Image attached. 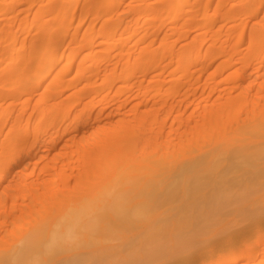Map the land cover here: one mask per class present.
Here are the masks:
<instances>
[{
	"label": "rangeland",
	"instance_id": "374dc122",
	"mask_svg": "<svg viewBox=\"0 0 264 264\" xmlns=\"http://www.w3.org/2000/svg\"><path fill=\"white\" fill-rule=\"evenodd\" d=\"M68 1L60 0L58 6L57 0H0V173L5 176L3 186L0 185V264H72L74 260L82 261L79 264H182L190 259L195 260L186 264H264L263 184L255 188L247 202L221 214L214 211L210 219L198 227L193 226L192 230L187 229L188 232L171 220V215L185 204H205L220 193L218 171L223 167L232 169L235 162L248 159L250 163L241 171L247 172L251 181L258 178V170H263L264 100L255 105L252 95L256 88L255 75L264 71V47L256 51L250 45L252 31L263 39V28L251 29L254 22L251 17L246 18L244 39L230 60L225 54L214 53L226 40L211 46L212 30L202 35V31L194 28L202 21L204 12L214 11L210 20L214 22L213 32L222 34L224 39L227 30L221 26L223 12L243 11L246 0H188V5L180 7L175 17L176 0H111L110 4L108 0H101L100 8L85 18L80 17L81 11L93 0H80L73 8L68 6ZM260 3L258 12L263 17L264 0ZM58 8L67 18L65 37L61 39L56 32L57 50L70 47L81 55L79 59L71 56L74 60L71 67L64 66L68 57L62 60V69L67 73L59 88L60 97H55L59 108L50 130L53 140L34 135L30 123L35 119L33 108L44 106L46 98L39 97L36 91L18 92L8 83L23 67L28 41L38 40L47 54L48 38L44 30L57 18ZM110 9L109 16L115 24L143 29L153 23L152 33L146 37L144 45L151 44L155 50H161L158 55L162 56L156 65L138 70L128 82L117 75L126 65L128 53L141 52L135 47V30L128 34L125 49L119 48L117 36L112 40L114 46L110 53H106L110 46L107 40L99 46L95 61L92 59L93 35L103 32V19ZM142 13L145 18H140ZM90 24L92 35L86 40ZM174 26L185 27L186 34L179 37L170 29ZM198 35L201 41L196 51L201 56L194 62L182 63L186 73L179 77L180 63L173 59L174 54H182ZM17 43L24 45L19 53L14 49ZM234 43L228 40L223 45L230 48ZM123 51L127 57L121 60ZM237 69H244L253 76L247 81L254 88L248 98L243 93L238 103L226 104L216 117L207 116L202 122H194L206 107L218 103L217 99L223 96L221 91L228 80H223L220 74ZM107 73L116 76L107 81ZM235 80L240 83L239 79ZM86 83L93 86L94 91L85 87ZM42 86L53 89L59 84L50 85L47 80ZM172 86L178 90L174 96L167 93L158 96L160 89ZM207 96L208 99L203 100ZM73 98H77V105L70 102ZM89 100L92 103L88 105ZM171 106L174 107L172 112L168 110ZM80 113L86 123L72 126L71 122ZM121 119L126 121L127 130L131 131L132 125L135 132L141 134L135 142L134 160L143 165L120 174L78 173V167L83 165L98 166L90 158L80 159L76 152L68 158L67 152L82 146L97 147L101 132L111 125L117 128ZM189 119L193 121L187 125ZM16 128L27 131V135L17 139ZM44 139L46 145L42 144ZM251 148L259 154L245 160L243 156L234 157L237 151L244 150V153ZM9 149L13 156L21 155L14 167L7 159L12 156ZM220 156L223 161L219 169L185 168L201 159L209 164L220 160ZM48 164L47 171H41ZM63 166L64 172L61 171ZM62 178L68 181L61 190L60 202L46 201L44 205L36 204L31 214L23 212V209L29 210V204L22 201L28 202L34 190L47 199L55 184L62 183ZM9 186L10 190L2 193L3 188ZM112 199L123 200V208L131 213L147 209L146 219L138 221L131 216L125 223L118 222L121 218L115 212ZM258 210L263 213L257 214ZM74 211L79 212V216L67 220ZM166 219L171 222L165 225L166 232L161 233L164 244L153 251L140 250L141 236L157 229ZM55 236L60 243L58 252H42L43 246L53 242ZM29 246H33L34 251L25 261L10 259ZM106 251L107 260L99 262L96 257Z\"/></svg>",
	"mask_w": 264,
	"mask_h": 264
},
{
	"label": "bare ground",
	"instance_id": "6f19581e",
	"mask_svg": "<svg viewBox=\"0 0 264 264\" xmlns=\"http://www.w3.org/2000/svg\"><path fill=\"white\" fill-rule=\"evenodd\" d=\"M80 0H69L68 6L73 8ZM217 1V0H215ZM60 0H57V3H59ZM111 3V0H108V4ZM102 4L101 0H93L89 5H87L82 11H81V18H85L88 13L96 11L100 8V5ZM188 5V0H176V5L173 11V17L177 15V11L180 7ZM60 6V3L58 4ZM261 3L260 0H246L243 5V11L239 12L235 9L227 10L223 12V23L222 27L226 28L227 32L224 35V39H222V34L214 33L213 32V25L214 22L210 21L212 15H214L216 12L212 11H206L204 12L202 21L197 22L194 25V28L198 29L199 31H202L200 34H205L208 31H211L212 36H210V45L214 46L217 45L218 41L223 42V40H234L235 43L230 47H226L223 44L226 42H223L221 44V48L217 51H214L217 55H223L225 54L226 59L230 60L232 59L234 53L237 50L238 45L242 42V39H244V21L246 18L251 17L253 20V26L251 29L256 30L258 27L263 28V39H259L258 36H256L257 33H254L255 31H252L250 37V45L254 46L256 51L259 50V48L262 50L264 47V16L261 17L259 14ZM60 8V7H59ZM57 9V18L53 23L49 25L47 29L44 30V34L48 38V44L46 45V52L47 54H44L42 50V44L39 43L38 40H31L28 41V44L25 46L27 48V54L23 57L24 64L22 65V69L19 71L17 76L11 78V81L8 83L12 84L16 87L18 92L22 93H32L33 91L37 92V95L39 97H45L46 103L44 106H37L34 107L35 111V119L30 122L33 127V134L34 135H43L48 136L50 139H53V134L50 131L54 121L57 117V109L59 108V104L55 102V97H60V87L62 85V81L64 79V76L66 75V70L62 69V60L66 57L69 58L68 61L64 63V66L71 67V65L74 63V60H71V56H74L76 59H79L81 54H78L74 52L73 49L70 47L65 48L63 51L58 52V48L56 46L57 40H56V32L60 34L61 39L65 37V29H66V18L63 14L62 10ZM111 12V9L108 10L104 16L103 19V32L102 33H96L93 35V41L91 44V48L93 49V56L92 59L95 61L97 54H99L100 49L99 46L104 43L105 41L109 40L110 46L107 48L106 53H110L113 48L112 40L115 39L117 36L119 37L118 45L119 48L125 49L128 45V34H130L132 31H136L134 33V38H136L135 47L141 50V52H135L132 51L128 53V57L124 54V51L122 55L120 56L121 60L125 59L126 65L123 67L117 77L121 78L123 81L128 82L130 77L138 70L142 69H151L154 65L158 63V59L162 55H158L161 50H155L151 44H145L144 41L146 37L149 36L150 33H152V26L153 23L149 24L147 27H144L143 29H140L139 27L133 28L132 25H121V23L115 24L111 21V18L109 16ZM214 13V14H213ZM189 11L186 10V15L189 16ZM140 18H145V14L142 13V16ZM64 22H63V21ZM154 21V19H152ZM152 21V22H153ZM136 27V26H135ZM171 31L175 34H177L179 37H183L184 34H186L185 27H173L170 28ZM92 25L88 27V30L86 31V40L91 38L92 35ZM138 30V31H137ZM120 31V34H118ZM151 35V34H150ZM219 37H217V36ZM201 36L198 35V38H195L194 41L189 42L186 45V48L184 52L180 55L174 54L173 59H178V62L180 65L177 67V70L179 71V77H182L186 73V69L182 68V63L185 62H194L197 59L200 58V53L197 52V46L199 45L201 41ZM66 43L68 42V39L65 38ZM68 44V43H67ZM134 47V48H135ZM24 48V45L21 43H17L15 45V51L19 53ZM135 48V49H136ZM143 51V52H142ZM208 56V55H207ZM120 61V60H119ZM135 67V68H133ZM85 72V70L83 71ZM116 74L114 73H107L106 79L109 81L113 77H115ZM256 80V88H255V94L252 95L253 100L256 102L255 105L261 101L264 100V71L258 72L255 75ZM209 77V76H208ZM213 78L214 76H210ZM220 77H223V80H228V84L222 88L221 97H219L218 103H213L210 107H206L202 116L199 117L198 120L194 122H202L204 121L207 116H210L211 118L216 117L218 110L223 109L226 104L227 105H235L240 101V97L243 93L246 94L245 98H248V94L253 91L254 88H252V85L249 83L247 84V81L253 77L251 74H249L246 70H233L228 72L227 74H220ZM261 78L262 81H258V79ZM235 79H239L240 83H236ZM47 80H50L51 84H59V87L56 86L53 89H43L42 84L46 82ZM233 82V83H232ZM85 87H90L94 91V87L86 83L84 84ZM237 90H239V93H234ZM169 94L174 96L176 93H178V90L175 86L169 87L167 89H160L158 91V96H163L165 94ZM54 96V97H53ZM208 99L207 97H204L203 100ZM29 101V99H26ZM72 104H76L77 98H73L72 101H70ZM92 101L89 100L87 104H91ZM217 105V106H216ZM64 107V111H65ZM168 110L172 112L174 110V107L171 106ZM64 116V113L63 115ZM178 118V117H176ZM193 119H189L186 121L187 125H190L192 123ZM182 121H180L181 123ZM264 122V121H262ZM86 123V118L81 115V113L71 122L72 126H80ZM126 121L121 119L120 123L117 128L113 127V125L106 127L102 132L100 137H98V144L97 147L91 146L92 148L82 146L81 149L78 148L71 153L67 152V157L70 158L71 156H74L75 152L78 156H80V159L82 160H88V158L92 159L95 164H97V168H91L87 165H83L82 167H78V173H92V172H111L114 174H120V173H126L125 170H128L130 168H134L138 166L143 165V163L135 161V151H136V143L138 142V138L141 137V134H137L135 132L134 126L130 125L131 131L126 129ZM263 126V125H261ZM264 127V126H263ZM259 128H255V130H258ZM15 135L17 139H22L24 136L27 135V131L16 128L14 129ZM54 140V139H53ZM47 140L44 139L43 145H46ZM11 147V146H10ZM254 148L249 149L248 151L240 153L237 151V153L234 154V157L243 156L244 160L250 157L257 156L259 153L252 150ZM9 152L12 154V156L8 157V161L11 164L10 166L14 167V165L17 163V161L20 159L21 155L13 156L12 149H9ZM224 153V152H223ZM223 156H220V160L216 161H210L209 164L207 162L201 160H197L192 162L190 165H186L185 168L187 170H193V171H200L203 170L204 167L206 169L216 168L219 169L221 167V163L223 161ZM242 159V160H243ZM246 163H250V161L247 159L245 161L235 162L232 164V169L226 170L225 167H223L221 170L218 171V181L220 182V193L216 196H213L211 198L210 202H205V204L202 203H196V202H189L188 204H185L178 212L173 213L171 215V220L174 222L179 228H181L182 231L188 232L189 230H192L194 227H198L200 223L206 222L207 219H210L213 212L215 211L218 214L223 213L226 210L237 208L239 204L242 202H247L252 192H255V188L258 187V185L263 184L264 185V165L261 166L263 170H258V178L254 181L249 180L250 178H247V172L241 171L243 168H247ZM264 164V162H263ZM260 165V164H259ZM154 166V165H152ZM49 164L42 167L41 171H47L49 168ZM66 168L63 166L61 171L64 172ZM225 169V170H223ZM234 169H237V171H233ZM11 171L10 169L8 172ZM233 171V172H232ZM4 175L0 173V185L3 184L4 181ZM79 178H82V176H79ZM89 178V177H88ZM61 184H55L53 188V192L50 194V196L47 199H43L41 197V193H39L37 190H34L31 195L29 196L28 202L22 201L23 203L29 204V210L23 209L24 213L31 214L34 211V207L36 204L44 205L46 201H53V202H60L62 198V188L65 187L66 182L68 179L62 178ZM233 183V185H231ZM38 185V184H37ZM37 185H34L35 187ZM236 185V186H235ZM3 186V185H2ZM39 186V185H38ZM233 186V189L232 187ZM33 187V188H35ZM10 190L9 187H4L2 190V193L8 192ZM3 195V194H2ZM1 195V197H2ZM15 199V198H14ZM16 200V199H15ZM112 201H115L112 203ZM111 203L115 207V212L118 213V216H120V220L118 222H126L125 220L128 217H135L138 218V221L145 220L146 216L148 215L147 209H141L137 212L131 213L130 211L124 209L125 202L117 201V199H112ZM258 212V213H257ZM257 214H262L263 211H256ZM105 213H102L101 216H104ZM79 216V212L74 211L71 212L67 218V220L75 219ZM170 220V218H169ZM168 219L164 221L163 224H160V226L155 230H149L147 234H143L141 236V246H139L140 250L144 251H153L164 244L162 238L164 237L162 232H166L167 223L171 222ZM130 223V222H129ZM194 226V227H193ZM189 229V230H187ZM245 231V230H244ZM242 231V232H244ZM35 233V232H33ZM32 233V234H33ZM30 242V241H29ZM31 243V242H30ZM42 252H58L60 248V243L57 239V236L54 237L53 242H50L49 244H46L43 246ZM34 251L33 246H29L24 249H20L15 256H12L10 259L15 262H23L26 260L27 256L32 254ZM46 252V253H47ZM108 253V251L101 253L96 257L98 258L99 262H103L104 260H107L108 257L105 255ZM95 259V260H96ZM195 260V259H194ZM193 259L186 260L184 263L192 262ZM80 260H74L72 264H79ZM182 263V264H184ZM106 264H111L110 262H106ZM233 264V263H228Z\"/></svg>",
	"mask_w": 264,
	"mask_h": 264
}]
</instances>
